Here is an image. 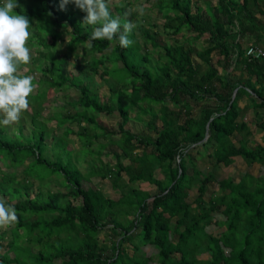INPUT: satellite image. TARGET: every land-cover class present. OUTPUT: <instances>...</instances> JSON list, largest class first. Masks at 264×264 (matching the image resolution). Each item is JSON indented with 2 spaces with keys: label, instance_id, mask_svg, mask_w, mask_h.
Wrapping results in <instances>:
<instances>
[{
  "label": "trees",
  "instance_id": "16d2710c",
  "mask_svg": "<svg viewBox=\"0 0 264 264\" xmlns=\"http://www.w3.org/2000/svg\"><path fill=\"white\" fill-rule=\"evenodd\" d=\"M200 1L205 13L201 12ZM18 2L20 7L15 11L26 15L32 24L29 39L46 49L39 53L47 61L39 70L52 77L49 88L74 87L79 91L77 103L93 109L95 115L87 111L67 116L71 122L87 123L91 131L83 126L72 129V133L82 146L91 147L97 138L98 147H91L90 153L98 159L86 175L58 166L66 178L61 190L49 186L43 192L37 184L38 192L31 196L24 185L26 196L17 200L15 194H22L17 188L20 177L0 169V198L7 197L19 217L11 227L12 236L5 249L0 251V264H148L154 258L158 264H264V175L246 171L238 178L217 176L218 167L230 165L237 157L247 165H264V59L246 54L250 46L264 42V21L257 15L264 16V0H216L215 5L211 0H196L195 11L193 0H155L164 17L163 31L178 37L188 30L191 40L205 41L199 49L177 40L160 46L156 33L142 28L139 22L129 36L133 41L130 47H120L116 38L89 41V29L82 24L86 13L74 4L61 10L60 0ZM120 3L129 6L132 1L114 3L123 25L130 18L124 16ZM67 28L70 51L73 44L88 40L92 52L100 53L91 59L93 62L79 66L80 75L85 77L82 81L69 78L65 69L68 54L59 61L50 51ZM136 28L146 37L143 44L135 34ZM149 45L163 50L154 62ZM110 46L108 56L104 51ZM214 51L221 70L211 62ZM193 55L199 61L193 60ZM112 65L115 71L109 72ZM56 72L58 76L53 78ZM117 72L121 75L113 83L108 75ZM94 74L105 78L108 95L90 94L83 81L93 82ZM190 100L198 103V113ZM155 105L159 107L155 109ZM33 108L32 113H24L34 117ZM44 109L40 108L38 114ZM134 110L137 120H145L140 112L146 114L144 130L134 131L127 125ZM248 112L253 116V128L249 127L251 119L246 118ZM101 114L118 116L116 128L110 130L99 119L97 122ZM155 120H160V126ZM1 127L0 161L5 166H21L23 174L36 162L49 163L41 155V144L14 142L3 135ZM255 131L263 133L262 143L252 140ZM47 137L52 139L50 133ZM39 138L41 143L45 140L43 130ZM110 142L119 150L105 152L115 158L112 165L100 156ZM200 148L206 151L205 166L197 163L196 151ZM197 156L204 158L201 153ZM91 176L108 178L120 196L113 199L105 195L100 185L84 187ZM30 181L37 182L34 178ZM139 181L154 185L155 191L142 189ZM8 182L18 186L6 187ZM215 184L217 189L206 198L208 188ZM192 189L196 193L189 201ZM217 214L224 218L217 219ZM210 224L220 231L209 232L206 228ZM105 228L110 230L106 236L110 243L99 239V232ZM4 234L0 230V249ZM147 244L157 248L155 255L142 250Z\"/></svg>",
  "mask_w": 264,
  "mask_h": 264
},
{
  "label": "rangeland",
  "instance_id": "374dc122",
  "mask_svg": "<svg viewBox=\"0 0 264 264\" xmlns=\"http://www.w3.org/2000/svg\"><path fill=\"white\" fill-rule=\"evenodd\" d=\"M117 0H112V3L114 4ZM132 4L127 5V7L132 8L137 5H142L145 8V15L142 17H138L136 13H133L132 16H130V20L132 22H139L140 26L146 30H148L150 33H156V41L159 43L160 46L168 43H173L175 40L185 44L186 47L189 46H195L198 49L201 48V46H204L205 41H203L201 38L198 40H191L190 36L192 35L191 32L188 30L182 31L181 35L178 37H173L168 34H166L163 31L162 24L164 22V17L161 13V11L158 10L157 5L155 4V0H131ZM195 1L193 0L192 4V11H195ZM3 2V0H2ZM200 6L202 7L201 12L205 13V5L202 4V2H199ZM211 4L215 5L216 0H211ZM113 13L118 16V13L114 11ZM172 14V13H171ZM261 21H264V16H261L259 13H257ZM39 26V25H38ZM89 29V33L91 34L93 28L91 25H87ZM41 28V26H39ZM55 29H51L53 32ZM30 33L32 31L30 30ZM40 33L43 35L44 31L41 30ZM135 34L141 44H143L144 41H146V37L144 36L143 32H141L140 28H136ZM31 36V34H30ZM30 38V37H29ZM69 38H70V29H65L60 37L59 43L56 44L54 48H52L50 51L56 56L55 58L59 61H62L63 54H68L65 62V69L68 73H70L69 78L76 80V81H82L81 79L84 76H81L79 72V66L83 65L87 61L89 63L93 62L91 59L97 58V56L100 55V53L93 51L92 47H87L88 40H86L84 43L80 44H73V49H69ZM45 40L50 43L51 39L49 35H46ZM27 47L30 48V55H31V61L28 65H22L20 68V72L24 75H31L33 79V83L36 85L33 93L28 97L30 107L27 110L28 112L32 113L36 109L35 113L36 115L34 117L27 115L26 113H23L21 119L7 127L2 126V133L3 135L16 142L24 143V144H31V145H39L41 144V155L48 160V164H43L42 162H36L30 167H26L28 169V172H25L22 174V167L18 168H12L5 166L2 161H0V169L3 172H15L20 177V185H14L10 182H8L5 186L6 187H14L18 186V190L22 192L16 195L17 199H22L26 196L25 190L26 188L24 185L28 186L27 192L31 194V196H35L38 192L37 190V184L40 186L41 191H45L47 187L50 185V189L53 185L64 184L66 182V178H64V175L59 172L58 166H68V170L78 169L83 173V175H86L87 173H90V170L95 167V164L93 163L94 159H98L96 154H91L90 148H97V138L94 139V143L91 147H88L87 145H81L83 143L80 142V139L76 134L72 133V129L76 131L78 128H81L83 126L88 127L87 123L84 121L82 124L78 122H71L70 118H68L67 114H73L76 113V115L84 114L88 111L89 114H93V109H85L81 107L77 103V99L79 96V91L75 89L74 87H61L59 89H56L55 87L49 88V85L51 84L50 81H52V77H50L49 74H44L43 71H40L39 68L41 66H44L46 64V60L44 59V56L39 53L42 51H46L45 48H42V46L34 41H31L28 39ZM135 47L132 46L131 48ZM149 50L151 52L150 58H152V62L155 61V59H159L160 55H162L163 50L160 47L152 48L151 45H149ZM111 46L104 51V54L111 56ZM140 55V53L137 54V56ZM137 56L134 55L135 59H137ZM131 57V54H130ZM193 60L199 61V59L193 55ZM218 54L216 51H214L211 54V62L221 70V66L219 64ZM108 63V62H107ZM50 64V61H49ZM109 64V63H108ZM118 64L121 65L120 62ZM144 63H137L138 66L142 67ZM115 66L112 65L109 68V72H113ZM101 69V68H99ZM43 72V73H42ZM98 73H101L100 70L97 71ZM121 74L119 72L117 73H111L108 75V78L113 81V83L117 80V77ZM58 76V73L56 72L53 78H56ZM60 78V77H59ZM85 78V77H84ZM84 84H86L89 88L91 93H97L99 96H106V94H109L108 86L106 84L105 78L102 77L100 74H94V83L93 82H87L83 81ZM87 82V83H85ZM37 89V91H36ZM104 98V97H103ZM102 99V98H101ZM100 101V100H99ZM190 103L196 113L199 112V106L198 103L190 100ZM80 106V107H79ZM45 107V109L41 112V115L38 114V111L40 108ZM159 105H155L154 108H158ZM136 111L130 113L131 120L128 122V126L132 128V130H144L145 125L147 122V116L144 112H140V115L144 117V121H140L135 119ZM95 115V113H94ZM51 116L50 119L47 117ZM102 116V117H101ZM2 118V117H0ZM247 120L249 121L251 119V122L249 121V127L253 128L254 122L252 121V113L248 112L246 115ZM76 119H78L76 117ZM98 119L102 122V124H105L108 126L110 130H113L116 128L119 118L118 116H113L111 118H107L103 114L98 116L96 118V121ZM32 120V122H31ZM155 124L160 126V120H155ZM82 125V126H81ZM91 128L94 129V125H91ZM43 130L45 140L41 143L40 141V131ZM61 130V134H60ZM64 130H66L64 132ZM88 130L91 131V129L88 127ZM149 130H151L149 128ZM100 132V131H99ZM51 134L52 139L47 137L48 134ZM262 132L255 131L254 135L251 137L254 142H260L262 143L261 135ZM55 135V136H53ZM101 141H104L103 139ZM236 141V139H235ZM108 149H114L116 151H119L117 147L114 146L113 142H110V145H108L105 149L102 150L101 158L104 161L109 162V164H114L115 158H112L109 153H105ZM138 150V149H137ZM205 149L200 148V151L197 153L196 151V158L199 160L197 163L200 166H205L208 164L207 157L205 156ZM202 154L204 158H200L197 155ZM127 161V160H125ZM97 163V161H95ZM23 165V164H22ZM55 166V168H53ZM24 168V167H23ZM217 176L219 178H223L227 175H232L236 178L239 177L240 174L248 171L254 175H264V165L254 163L252 165H247L242 159L236 158L233 163L230 165H221L217 168ZM12 174V173H10ZM29 174L28 183L26 182V175ZM158 176H162V173L157 171L156 173ZM37 175V177L35 176ZM36 179V181H30V179ZM40 178H44L43 180H40ZM9 179V178H8ZM10 180V179H9ZM23 180V181H22ZM17 182V181H16ZM92 186L95 187L97 185H100L99 187L102 189L105 195L111 196L113 199H117L120 196V192L117 189H114L111 187V182L108 178H105L103 180H99L98 178L91 176L90 181L84 183V187L86 186ZM138 186H140L142 189H149L150 192L155 191V186L150 185L147 182H138ZM46 187V188H45ZM217 189L216 184L211 185L206 194L205 197L208 198L210 194L215 192ZM55 190V188H54ZM196 190L192 189L190 191V195L188 197V200L191 201L195 196ZM21 195V197H19ZM220 195H215V198H219ZM3 198V197H2ZM7 200V197L5 198ZM74 200V199H73ZM75 203H77V199L74 200ZM217 219H223L224 216L221 214L216 215ZM11 226H5L0 227V230L5 231V239L3 240V247L0 249V251H3L5 249V243L10 239L12 236L11 233ZM209 232L217 233L220 231V227H217L214 224H210L206 228ZM22 232V231H21ZM107 234H110V230L108 228H105V230L99 232V239L100 241H104L106 243H110V239L106 238L108 236ZM129 247V246H128ZM36 251V248L34 249ZM142 250L147 255H155L157 252V248L151 244L143 245ZM107 252L109 253L110 250L107 249ZM129 252L131 253L132 250L129 249ZM205 257L207 254L204 255ZM56 263H59V260H55ZM14 264V263H12ZM148 264H158L157 260L154 258L152 261H150Z\"/></svg>",
  "mask_w": 264,
  "mask_h": 264
},
{
  "label": "clouds",
  "instance_id": "9594fccd",
  "mask_svg": "<svg viewBox=\"0 0 264 264\" xmlns=\"http://www.w3.org/2000/svg\"><path fill=\"white\" fill-rule=\"evenodd\" d=\"M70 3L86 13L82 24L93 28L88 36L89 41H112L116 38L122 48L133 44L129 36L136 24L128 20L122 25L120 16H113V9L117 5L112 0H60V9L66 10ZM118 6L125 9V17L133 13L138 17L145 15L142 5L129 8L120 3ZM18 7V0H3L0 4V126L4 127L18 122L29 109L28 97L36 87L31 75L20 72L21 66L31 61V50L26 44L32 24L26 15L15 11ZM91 46V43L87 45L89 48ZM18 219L15 208L0 198V227L14 225Z\"/></svg>",
  "mask_w": 264,
  "mask_h": 264
},
{
  "label": "built area",
  "instance_id": "2783aa9c",
  "mask_svg": "<svg viewBox=\"0 0 264 264\" xmlns=\"http://www.w3.org/2000/svg\"><path fill=\"white\" fill-rule=\"evenodd\" d=\"M251 52V54H249ZM246 54L251 55L254 58H262L264 59V47H262L261 45H255V46H250L247 51Z\"/></svg>",
  "mask_w": 264,
  "mask_h": 264
},
{
  "label": "crops",
  "instance_id": "0c3cea01",
  "mask_svg": "<svg viewBox=\"0 0 264 264\" xmlns=\"http://www.w3.org/2000/svg\"><path fill=\"white\" fill-rule=\"evenodd\" d=\"M264 43V42H263ZM263 43H260L259 45H261L262 47H264V44ZM82 124V123H81ZM51 186V185H50ZM46 188V187H45ZM51 188H53V190H54V188H55V190H57V189H62V187L60 186V184H58V185H53ZM48 188H46V190H47ZM45 190V191H46Z\"/></svg>",
  "mask_w": 264,
  "mask_h": 264
},
{
  "label": "water",
  "instance_id": "95a60500",
  "mask_svg": "<svg viewBox=\"0 0 264 264\" xmlns=\"http://www.w3.org/2000/svg\"><path fill=\"white\" fill-rule=\"evenodd\" d=\"M234 92H235V90H234ZM207 137H208V130H207V132H206V134H205L204 140H205Z\"/></svg>",
  "mask_w": 264,
  "mask_h": 264
}]
</instances>
